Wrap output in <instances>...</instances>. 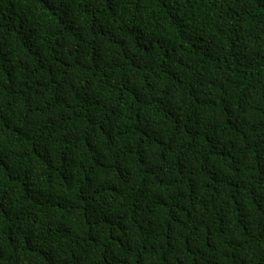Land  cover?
<instances>
[{
    "label": "trees",
    "instance_id": "obj_1",
    "mask_svg": "<svg viewBox=\"0 0 264 264\" xmlns=\"http://www.w3.org/2000/svg\"><path fill=\"white\" fill-rule=\"evenodd\" d=\"M0 264H264V0H0Z\"/></svg>",
    "mask_w": 264,
    "mask_h": 264
}]
</instances>
